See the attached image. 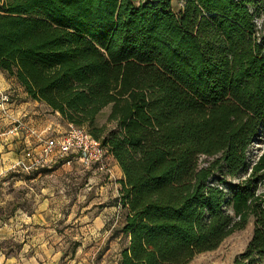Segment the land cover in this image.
I'll return each instance as SVG.
<instances>
[{
	"label": "trees",
	"instance_id": "trees-1",
	"mask_svg": "<svg viewBox=\"0 0 264 264\" xmlns=\"http://www.w3.org/2000/svg\"><path fill=\"white\" fill-rule=\"evenodd\" d=\"M257 20L264 0H0V71L121 170L119 264H188L250 222L234 262L264 261Z\"/></svg>",
	"mask_w": 264,
	"mask_h": 264
},
{
	"label": "crops",
	"instance_id": "crops-1",
	"mask_svg": "<svg viewBox=\"0 0 264 264\" xmlns=\"http://www.w3.org/2000/svg\"><path fill=\"white\" fill-rule=\"evenodd\" d=\"M0 92L12 97L0 110V178L12 179L0 181V264H119L121 236L111 238L121 223L122 173L116 161L108 156L115 176L111 172L101 180L76 161L49 160L24 169L25 148L39 151L41 146L34 136L11 131V123L21 120L41 134L50 121L2 71ZM6 241L18 248L6 250Z\"/></svg>",
	"mask_w": 264,
	"mask_h": 264
},
{
	"label": "rangeland",
	"instance_id": "rangeland-1",
	"mask_svg": "<svg viewBox=\"0 0 264 264\" xmlns=\"http://www.w3.org/2000/svg\"><path fill=\"white\" fill-rule=\"evenodd\" d=\"M172 6L175 11H177L180 8V4L176 2H173ZM257 24L259 25V28L261 29L264 28V24L262 20H257ZM35 108L38 109L41 114H45L48 120L50 121V126L48 127V129H45L44 132L41 134L39 133L30 134V130L31 131H34V130L27 123L22 122L20 120L27 128H19L14 132L21 131V132H24L25 135L27 136L32 135V137L34 136L35 138H37L36 140H38L37 135L44 136V137L45 136L47 137L48 136H59V135L64 134L65 131L68 129V125L62 121L60 115L57 112L53 113L45 104L39 103ZM109 111H110V106H107L100 112V114L97 117L98 124L100 125L107 124L106 120H107ZM11 124H12V127H11L12 129L14 125L16 124V122L13 121ZM2 127L6 129V125H3ZM107 128L113 129L114 126L113 124H107ZM37 145L40 146V143H37ZM263 149H264V141L260 143L255 142L252 145H250L248 152H249L250 157H254L258 155V153H260ZM33 150L34 148H32V145L31 146L29 145L28 147L25 148V150L22 153L23 163L29 164L30 157L27 156V153L31 154V156L38 158V156L40 155V150L39 151H33ZM71 161L75 162L76 160H71ZM106 165H107V170H103V171L99 170L97 173L95 172L96 174L100 176V180L102 178L106 179L107 177H109L111 172L113 174L112 167L110 166L109 157L106 158ZM5 180H8L9 183L12 182V179H10V176H5L3 178H0L1 182ZM10 185L6 187L7 188L6 190H8V192H10L11 190ZM252 227H253L252 222L248 223L244 229L237 231L233 233L232 235H230L228 238H226L217 249L211 252H206V253L196 255L188 264H235L234 262L235 259L244 251V249L246 248L247 244L250 241V238L252 235ZM122 243H125V240L120 241V247L124 245V244L122 245ZM3 246L6 250H14L18 248L17 243L13 241H6L5 243H3ZM257 264H264V261H261Z\"/></svg>",
	"mask_w": 264,
	"mask_h": 264
},
{
	"label": "built area",
	"instance_id": "built-area-1",
	"mask_svg": "<svg viewBox=\"0 0 264 264\" xmlns=\"http://www.w3.org/2000/svg\"><path fill=\"white\" fill-rule=\"evenodd\" d=\"M10 103L11 96L6 92H0V110L5 111L4 106ZM19 128L27 127L21 121H17L11 131ZM30 134L35 132L30 130ZM37 137L41 146L40 155L36 158L27 153L30 161L24 168L26 170L31 167H43L49 160L66 163L76 160L85 169L94 173L107 170L106 158L109 154L84 128L68 125V129L62 135L48 137L37 135Z\"/></svg>",
	"mask_w": 264,
	"mask_h": 264
}]
</instances>
